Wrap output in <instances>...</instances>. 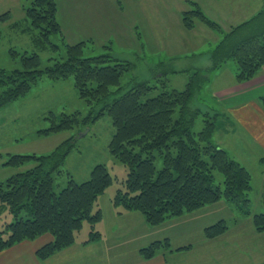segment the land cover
I'll return each instance as SVG.
<instances>
[{"label": "trees", "instance_id": "16d2710c", "mask_svg": "<svg viewBox=\"0 0 264 264\" xmlns=\"http://www.w3.org/2000/svg\"><path fill=\"white\" fill-rule=\"evenodd\" d=\"M25 3L29 27L24 31L33 36L36 45L55 53L61 48L51 41V35H59L66 56L42 68L38 53L18 55L12 50V58L19 57L23 68L10 74L0 68V110L26 97L44 78L52 81L73 78L78 97L89 108L88 114L50 112L46 116L49 126L39 133L50 136L77 131L78 135L105 115L111 117L115 132L109 149L128 171L124 189L118 191L113 201L118 213L138 212L152 228L222 200L242 203L245 214L251 213L252 176L216 143L218 114L191 106L200 88L209 82L206 73L194 70L184 90L169 89L164 75L156 76L154 84L132 79L124 86L122 79L132 71V63L111 53L86 57L85 50L92 40L68 44L57 17L55 0H25ZM187 6L182 13L186 30L201 23L216 32L223 31L196 2L187 1ZM260 17L225 35L212 54L211 70L233 60L238 66L239 82L249 81L259 73L264 67V27L247 29L250 32L244 30L251 28ZM7 18L9 13L2 15L0 22L8 21ZM260 103L264 109V96ZM200 116L204 118V126L196 132L194 126ZM76 139V136L66 139L49 155H0L2 167L25 168L0 181V213L8 209L14 218L0 228V253L24 241L49 235L53 240L37 251L40 260H47L74 245L76 234L86 221L93 227L87 243L100 237L94 227L101 220V210L94 211V208L112 183V176L104 164L95 166L84 181H76L64 169L67 157L76 147ZM158 160L162 162L161 168ZM216 172L222 175V184H216ZM64 173H67L66 180L60 181ZM252 218L257 232L264 233V214H254ZM228 230L227 221L221 220L205 228L204 236L212 240ZM190 248L174 250L167 238L141 248L140 255L150 260L162 252Z\"/></svg>", "mask_w": 264, "mask_h": 264}, {"label": "rangeland", "instance_id": "374dc122", "mask_svg": "<svg viewBox=\"0 0 264 264\" xmlns=\"http://www.w3.org/2000/svg\"><path fill=\"white\" fill-rule=\"evenodd\" d=\"M107 1L115 4L112 9L113 21L110 23L111 25H107L105 36H97L94 46L88 44L85 55L86 57H96L111 53L122 61L132 63V71L126 73L122 79L124 86L132 79L138 82L150 81L154 84L156 76L164 75L169 80V89L184 90L196 68H206L211 65L212 59L210 58H212L214 50L232 29L239 28L258 16L261 17L244 32H250L247 29L264 27V16L262 17L264 0H255L257 9H259L256 11L255 17L253 15L246 22L231 27L224 26L225 28L205 13V10H211L206 0H190L198 2L204 11L197 3L200 9L221 26L223 30L221 33L201 23L196 24V27L190 31L186 30L182 23V15L179 18L178 13L185 8L184 0H139L137 5L133 3L134 0H120L121 5L116 3L117 0ZM17 2V0H0V13L7 10L5 6L13 9L11 12L15 13ZM187 9L188 6L183 10ZM17 14L14 19L20 21ZM27 23H20L21 25L16 26L17 29L12 28V25L0 23V68L9 74L23 68L18 56H16L18 58H12V50H16L18 55L25 52L38 53L42 68L52 65L54 59L66 56V48L60 41L59 35H51V41L60 45V52L55 53L51 49H43L42 45H36L33 36L24 32V29L28 30L29 23ZM199 26H205L212 33H216V36H208L204 33L201 35ZM133 28L136 30V34L139 33L138 45L134 47L131 43L128 45L123 40V36L132 35ZM103 44L110 49H104ZM230 63L237 65L233 60ZM189 69L192 70L191 73L187 71ZM205 76L209 78V75ZM207 84L205 82L204 86H201L202 88L196 94L191 106L194 109L213 114L218 108L217 100L212 96L213 88L206 89ZM62 111L66 113L81 111L83 116L89 112L87 105L78 97L73 78L63 81H52L47 78L40 80L26 97L12 102L0 110V155L4 157L7 154L49 155L66 139L76 136V147L67 157L64 169L70 172L76 181H84L90 176L95 166L106 165L112 176V183L95 206L97 208L98 204H101L106 209L111 201L113 203L118 191L124 189V182L128 174L127 168L114 159L109 149L115 132L112 119L105 115L97 123L82 129L78 135L77 131H66L50 136H41L39 131L49 126L46 116L50 112L59 114ZM203 119L202 116L197 119L194 131L202 130ZM218 136L217 132L216 137L214 135L216 141H218ZM246 144L245 140L240 143V145ZM255 155L260 158V154ZM236 158L241 163L245 162L240 154H237ZM236 158L234 159L237 161ZM2 161L3 159H0V165ZM246 165L252 176V191L249 195L251 213L249 215L245 214L246 210L242 208V203L222 200L197 213L168 220L162 226L150 231L154 234L155 239L151 243L172 238L171 243L174 247L192 243L200 245L203 241L204 227L207 228L221 220L227 221L230 234H228V230L220 236V238L223 237L222 239L210 243L207 249H204L205 252H198L189 258L179 255L170 259V264H264V233L257 232L252 218L254 214H264V166L255 162ZM158 167H162L161 160H158ZM24 169L0 166V181H5ZM66 176L67 173H64V178L60 181L66 180ZM215 176L216 184H222V175L216 172ZM13 220L9 210L4 209L0 213V228H4ZM238 224L241 225L240 229L236 227ZM92 229V225L86 221L76 236L83 241L89 239ZM252 230L256 233H253ZM183 241H187V244ZM121 252L123 250L118 249V256L113 258L112 264H117Z\"/></svg>", "mask_w": 264, "mask_h": 264}, {"label": "crops", "instance_id": "0c3cea01", "mask_svg": "<svg viewBox=\"0 0 264 264\" xmlns=\"http://www.w3.org/2000/svg\"><path fill=\"white\" fill-rule=\"evenodd\" d=\"M17 1L18 6L15 8V13H12L11 10L13 9L8 8V6H5L7 10L0 13V17L9 13L8 21L0 23L12 25L11 27L15 29L20 23H27L24 10L25 0ZM55 1L58 5V20L62 26L66 42L70 45L92 40V43L89 44L94 46L97 36H105L107 25H111L110 23L113 21L112 9L115 6L113 2L107 0ZM187 1L190 0H184L185 8L183 9H186ZM138 2L139 0L136 2L134 0L133 3L137 5ZM206 2L211 10H205V13L223 27H231L246 22L253 15L255 17L256 11L259 10L255 0H206ZM116 3L121 5L120 0H117ZM201 8L203 9L202 6ZM183 9L178 12L179 18L184 11ZM16 14L20 17V21L14 19ZM199 29L201 35L204 33L208 36H216V33H212L205 26H199ZM138 34L133 28L132 35L123 36V40L128 45L131 43L134 47L138 45ZM102 47L106 46L103 44ZM230 61H226L221 67L213 70H210L212 62L206 68L194 67L201 69L206 74L208 73L209 82L206 89L213 88L212 96L217 100L216 113H218V119H216L215 137L217 132L219 136L218 141H215L231 157L236 158L237 154H240L245 162L241 163L239 159H236L246 169L248 168L246 164L251 162L264 166V109L260 103L264 96V67L253 79L239 82L236 77L237 65L231 64ZM187 71L192 72L190 69ZM244 140L247 144L240 145ZM255 154H260V158ZM98 209L101 210L102 217L94 227V230L100 233L97 240L87 243L89 239L83 241L77 236L75 244L70 248L43 261L37 257V251L53 240L51 236L45 235L35 241H24L1 252L0 264H112L113 258L118 256V249H122L123 252L119 254L117 264H170V259L179 255H185L189 258L198 252H205L204 249H207L210 243L223 238L206 239L204 236L206 227H204L203 241L200 245L192 243L182 247L179 245L174 247L172 244L174 250L187 246H191V248L183 251L162 252L153 259L145 260L140 255V249L155 240L154 234L150 233L155 228L150 227L143 215L138 212L124 211L121 214L118 213L112 201L106 209L98 204L94 211ZM236 227L240 229L241 225L238 224ZM252 232L256 233L254 230ZM230 233L229 230L228 234ZM183 243L187 244V241H183Z\"/></svg>", "mask_w": 264, "mask_h": 264}]
</instances>
